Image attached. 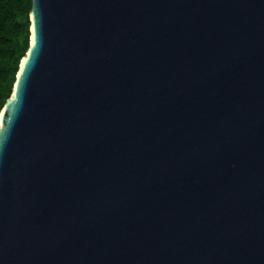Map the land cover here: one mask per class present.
Returning <instances> with one entry per match:
<instances>
[{"label":"water","instance_id":"95a60500","mask_svg":"<svg viewBox=\"0 0 264 264\" xmlns=\"http://www.w3.org/2000/svg\"><path fill=\"white\" fill-rule=\"evenodd\" d=\"M0 112V264H264V0H32Z\"/></svg>","mask_w":264,"mask_h":264},{"label":"trees","instance_id":"16d2710c","mask_svg":"<svg viewBox=\"0 0 264 264\" xmlns=\"http://www.w3.org/2000/svg\"><path fill=\"white\" fill-rule=\"evenodd\" d=\"M32 0H0V112L29 47Z\"/></svg>","mask_w":264,"mask_h":264}]
</instances>
